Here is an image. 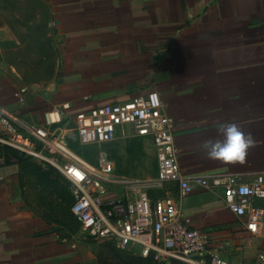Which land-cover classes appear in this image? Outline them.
<instances>
[{
	"label": "crops",
	"instance_id": "crops-1",
	"mask_svg": "<svg viewBox=\"0 0 264 264\" xmlns=\"http://www.w3.org/2000/svg\"><path fill=\"white\" fill-rule=\"evenodd\" d=\"M42 43L56 71L35 80L21 55ZM151 91L176 122L188 180L264 175V0H0V110L19 126L64 103L75 112ZM227 123L254 140L243 161L210 159L202 146ZM24 190L20 170L0 168V264H89ZM180 204L223 243L234 219L243 224L221 192L197 187Z\"/></svg>",
	"mask_w": 264,
	"mask_h": 264
},
{
	"label": "built area",
	"instance_id": "built-area-1",
	"mask_svg": "<svg viewBox=\"0 0 264 264\" xmlns=\"http://www.w3.org/2000/svg\"><path fill=\"white\" fill-rule=\"evenodd\" d=\"M28 91L21 89V93ZM163 107L157 91L75 112L64 103L46 111L43 122L30 127L19 126L0 110V148L51 165L70 181L71 213L93 242L112 243L154 264H237L228 254V243L196 228L180 201L197 187L221 192L226 208L242 220L245 231L259 237L264 225V175L249 181L236 175L188 180L178 158L176 122ZM125 126L133 128L137 138L152 142L158 170L155 179L128 186L125 196L115 197L110 189L114 166L108 155L103 153L98 166H93L70 144L102 146L113 142ZM5 160L0 154V168ZM150 191L163 195L153 198ZM254 264H264V250Z\"/></svg>",
	"mask_w": 264,
	"mask_h": 264
},
{
	"label": "rangeland",
	"instance_id": "rangeland-1",
	"mask_svg": "<svg viewBox=\"0 0 264 264\" xmlns=\"http://www.w3.org/2000/svg\"><path fill=\"white\" fill-rule=\"evenodd\" d=\"M21 57H24L22 68L31 79H48L56 71L55 50L48 43L26 46ZM72 145L93 166H98L103 153L108 155L114 166V182L110 189L115 197L125 196L128 186L146 184L157 176V155L152 143L137 138L129 126L121 127L111 143L98 146L72 142ZM0 154L6 156L5 164L1 168L20 170L26 197L36 207L52 212V217L61 222L68 243L79 246L86 263L149 264L141 262L129 251L112 243L93 242L84 235L77 219L71 214L74 203L73 186L55 167L21 154L10 159L6 152L0 150ZM161 193L150 191L151 196H159ZM229 229L231 234L227 251L230 258L239 264H254L257 255L264 250V230L261 236L254 238L244 231V225L238 219H234Z\"/></svg>",
	"mask_w": 264,
	"mask_h": 264
},
{
	"label": "clouds",
	"instance_id": "clouds-1",
	"mask_svg": "<svg viewBox=\"0 0 264 264\" xmlns=\"http://www.w3.org/2000/svg\"><path fill=\"white\" fill-rule=\"evenodd\" d=\"M218 131L222 139H209L203 142V148L210 159L222 161H243L254 140L251 134H245L235 123L221 124Z\"/></svg>",
	"mask_w": 264,
	"mask_h": 264
},
{
	"label": "trees",
	"instance_id": "trees-1",
	"mask_svg": "<svg viewBox=\"0 0 264 264\" xmlns=\"http://www.w3.org/2000/svg\"><path fill=\"white\" fill-rule=\"evenodd\" d=\"M70 146H71V148L74 150V151H76V147H74L73 145H72V143L70 144ZM0 150H2L3 152H6L7 153V158L8 159H10L11 157H14V156H17V155H19V153L17 152V151H15V150H12V149H9V148H0ZM77 152V151H76ZM78 153V152H77ZM80 155V154H79ZM163 195V193H161L160 194V196H162ZM153 198H156L157 196H152ZM136 257H138V256H136ZM139 258V260L141 261V262H148L149 264H154L153 263V261L151 260V259H143V258H141V257H138Z\"/></svg>",
	"mask_w": 264,
	"mask_h": 264
}]
</instances>
